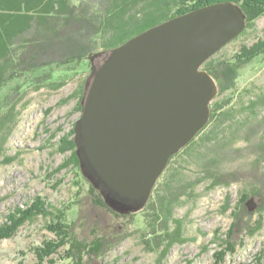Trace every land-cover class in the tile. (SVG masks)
<instances>
[{
	"label": "rangeland",
	"instance_id": "374dc122",
	"mask_svg": "<svg viewBox=\"0 0 264 264\" xmlns=\"http://www.w3.org/2000/svg\"><path fill=\"white\" fill-rule=\"evenodd\" d=\"M259 40H264V16L247 26L217 56L231 59L242 47ZM101 53L97 51L75 67L60 88L22 86L15 125L5 146V153L16 159L0 165V225L9 213L25 209L36 197L53 209L73 200L80 186L75 184L80 179L72 167L57 169L70 156V152L57 151L58 142L73 131L80 117V112L75 111V92L84 86L91 64L102 59ZM53 74L56 79L64 72L56 70ZM218 94L217 91L212 102L227 103L225 110L230 116L219 123L209 122L206 130L211 137V132L219 129L209 145L225 146L218 171L222 175L236 173L234 177L223 175L225 183L220 181L215 186L211 179L200 181L193 195L181 198L172 215L178 224H170L172 237L180 242L168 251L164 250L165 245L157 248L154 242L149 245L143 241L148 239L146 211L121 220L82 197L80 208L70 212L69 218L77 221L85 237L94 233L110 241L100 264H214L215 255L226 250L224 240L235 223L232 211L243 193L248 194L249 201L238 213L233 245L225 252L222 264H264V57L241 67L235 87ZM203 152L201 148L189 149L188 153L181 150L170 160L169 168L194 182L204 177L201 164L207 158ZM48 223V218L37 216L22 225L13 237L1 241L0 264H18L21 259L25 264H35L33 248L54 239L46 229ZM65 250L66 247L51 255L45 264H68Z\"/></svg>",
	"mask_w": 264,
	"mask_h": 264
},
{
	"label": "trees",
	"instance_id": "16d2710c",
	"mask_svg": "<svg viewBox=\"0 0 264 264\" xmlns=\"http://www.w3.org/2000/svg\"><path fill=\"white\" fill-rule=\"evenodd\" d=\"M219 2H233L240 8L245 16V28L253 26L259 17L264 16V0H0V165H8L16 159L5 153V146L15 125L16 107L22 99L24 84L34 88H60L65 85L68 73L97 51L108 52L164 21ZM257 57H264V40L242 47L231 59H220L216 53L203 65V70L215 80L220 95L235 87L241 67ZM56 70L64 74L53 79ZM75 94L78 96L75 111L81 113L84 86L78 88ZM226 106L223 101L212 102L207 125L182 149L185 153L189 149L198 151L201 148L204 151L203 156L207 158L201 164L204 177L194 182L185 180L184 174L169 168L170 160L177 154L172 156L148 202L142 210L135 212L128 210L126 205L121 207L119 202L118 206L112 196H107L101 183L95 186L83 176L74 136L70 138L74 135L71 131L58 142L57 151L61 154L70 152V156L57 169L72 167L80 179L75 184L78 186L80 183V186L73 200L59 209H53L50 204L46 205L44 199L34 198L25 209H15L6 216L5 222L0 225V242L13 237L26 222L43 216L49 219L46 229L54 239L33 248L35 264H45L51 255L64 247V259L68 264H100L110 241L94 233L85 237L80 233L77 221L72 222L69 218L70 212L80 208L82 197H88L97 209L121 220L146 211L145 234H148V239L143 241L146 244L154 242L157 248L165 245L164 250L168 251L170 246L180 242L172 237L170 224H178L172 215L181 198L193 195L200 181L211 179L212 186H215L220 181L225 183L224 176L232 179L236 174L223 176L218 171L223 163L224 158L220 155L224 153L225 146H210L219 129L212 131L211 137L206 130L211 121L219 123L227 115L230 116ZM248 201V194L243 193L235 205L232 211L235 223L224 240L226 250L215 255L214 264H222L225 252L231 249L238 213ZM18 264L25 263L21 259Z\"/></svg>",
	"mask_w": 264,
	"mask_h": 264
},
{
	"label": "water",
	"instance_id": "95a60500",
	"mask_svg": "<svg viewBox=\"0 0 264 264\" xmlns=\"http://www.w3.org/2000/svg\"><path fill=\"white\" fill-rule=\"evenodd\" d=\"M245 26L239 7L219 2L101 53L73 129L83 176L121 207L142 210L169 159L208 123L218 88L203 65Z\"/></svg>",
	"mask_w": 264,
	"mask_h": 264
}]
</instances>
